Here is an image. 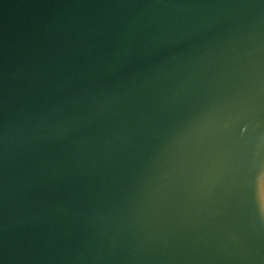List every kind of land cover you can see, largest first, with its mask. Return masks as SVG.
<instances>
[{
    "label": "water",
    "instance_id": "water-1",
    "mask_svg": "<svg viewBox=\"0 0 264 264\" xmlns=\"http://www.w3.org/2000/svg\"><path fill=\"white\" fill-rule=\"evenodd\" d=\"M0 264H264V0H0Z\"/></svg>",
    "mask_w": 264,
    "mask_h": 264
}]
</instances>
